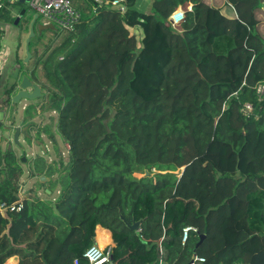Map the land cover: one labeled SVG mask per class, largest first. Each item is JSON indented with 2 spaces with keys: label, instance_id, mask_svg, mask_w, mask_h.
<instances>
[{
  "label": "trees",
  "instance_id": "trees-1",
  "mask_svg": "<svg viewBox=\"0 0 264 264\" xmlns=\"http://www.w3.org/2000/svg\"><path fill=\"white\" fill-rule=\"evenodd\" d=\"M229 1L240 21L205 0H153L148 14L126 0L125 15L75 2L82 23L26 74L44 97L23 117L27 141L36 127L35 141L55 144L54 126L33 120L56 113L68 159L33 161L31 175L49 179L51 199L27 197L21 212H0V264H89L98 226L112 233L114 264H190L195 254L205 259L197 264H264V103L255 94L264 58L256 10L244 8L257 0ZM179 7L186 18L175 29L169 19ZM15 94L16 85L4 92L3 120ZM169 111L183 113L190 130L184 147L194 153L183 172L182 153L166 162L161 149ZM20 160L0 142V206L20 200ZM120 216L146 221L137 233ZM187 227L196 231L183 244Z\"/></svg>",
  "mask_w": 264,
  "mask_h": 264
},
{
  "label": "rangeland",
  "instance_id": "rangeland-1",
  "mask_svg": "<svg viewBox=\"0 0 264 264\" xmlns=\"http://www.w3.org/2000/svg\"><path fill=\"white\" fill-rule=\"evenodd\" d=\"M74 4L75 2L81 3L82 0H73ZM5 5V11H16L19 12L21 7H25L29 12L27 13V16H25V19H22L21 23L18 26L14 25V21L12 23H9V27L5 29L3 32V36L6 40L5 42L2 41L4 47L7 46L6 49L9 53L10 49L8 46H12L17 38L15 36L16 29L20 30V51L19 54V61H18V68L22 72V76L26 75L27 73H30V70L32 71L34 64L36 63L37 59L46 51L48 47L53 48L57 47L62 41L65 39V37L68 36L65 32H63L58 26H55V30H41L40 27L45 25V22L39 17L37 20V24L34 27L35 31V37L32 38L30 43V52L34 56L35 60L32 61V63L26 64V44L27 39L30 36V20L37 14L35 11H33L29 4L23 5L20 7L18 3L15 4H9L7 0L2 1ZM20 7V8H19ZM224 7L227 8L226 15L227 16H234L236 15V12L233 8L228 7L226 0H214V8L216 9H223ZM9 13V12H8ZM6 13L3 11V17ZM218 15L217 13L214 14ZM3 17H1V20H3ZM2 22V21H1ZM9 28V29H8ZM12 29L11 32H15L14 35L8 36V32ZM41 32V34H40ZM6 34V35H5ZM8 36V37H7ZM19 37V36H18ZM1 43V44H2ZM10 68V67H9ZM43 75V73H40ZM1 78H5V82H0V105H2L3 97H1L2 94H4L5 90L14 85H18L16 88V94L19 92V84L21 77L18 78V80L10 75L7 74L6 69L1 70ZM41 99L37 100H22L20 104L10 103L12 105V108L14 109H7L5 112L9 115L6 116L5 120H3L4 127L2 131L4 132V139H1V146L5 149L7 146L11 145L14 153L16 154L17 158H26V162L20 163L22 168L24 169V175L22 180L20 181V188L19 191L22 189L21 193L24 198L32 197V196H38V198H41L42 200L51 199V195L48 193L51 189L50 182L47 181L46 183H40L41 177L32 176L30 172V166L33 164V161H35L38 158H45L46 162L49 164V166L55 167L57 161L60 158H65V160L68 159V145L64 143V141L61 139V137L58 135L56 131V120H57V114L54 112H45L43 111L42 116L37 117L33 120V123H35L38 127H47L51 126L53 127V131L55 132L56 142L55 144L51 141H49L48 136L42 135V141L37 142L35 141L36 137V127L32 130L31 137L33 140L31 142L26 140V137L24 135L20 136L19 142L20 146H18L14 140L13 135L14 133L8 129L20 127L23 126V117L25 115V107L31 106V105H38V102ZM40 103V102H39ZM26 105V106H25ZM41 112V111H40ZM12 122H14V126H12ZM162 132H161V149L164 150L167 154L166 157H164V161L170 162L175 157H180V152L182 153L184 159L181 161V165L179 168L182 170L185 168L186 159L190 158L194 151L190 148L189 142H188V149L184 147V143L187 140L190 135L189 126L183 119V113L181 112H166L165 118L162 120ZM53 125V126H52ZM188 126V128H187ZM22 128V127H20ZM25 128V127H24ZM178 144L181 147H178ZM55 148L57 150L55 151ZM191 150H190V149ZM46 151V152H45ZM20 160V161H21ZM177 161V158L175 159ZM54 163V164H53ZM32 167V166H31ZM138 177H141V175H137ZM43 177V176H42ZM57 191V190H56ZM57 192H55L52 195V198L56 197Z\"/></svg>",
  "mask_w": 264,
  "mask_h": 264
},
{
  "label": "built area",
  "instance_id": "built-area-1",
  "mask_svg": "<svg viewBox=\"0 0 264 264\" xmlns=\"http://www.w3.org/2000/svg\"><path fill=\"white\" fill-rule=\"evenodd\" d=\"M95 3L101 6H107L114 11L120 12L125 15L128 12V6L126 0H95ZM29 7L37 13V15L45 22V25H56L65 33H76L78 27L81 25L83 16L82 13L76 8L72 0H29ZM4 4L0 0V12L3 10ZM191 11V7L189 8ZM186 18L185 10H176L169 19V22L173 28L179 27ZM0 36V76L1 70H5L7 66V60L10 62V55L8 52L4 53L1 44ZM246 85V84H245ZM255 94L258 97L259 102L264 103V83H259L255 87ZM245 109L248 112L253 111V107L247 104ZM19 191L18 196L20 200L14 204L7 205L2 204L0 206V212L5 214L7 212H21L24 207V196ZM196 231L192 227H187L183 230L182 242L185 244L190 232ZM112 256V248H101L98 245H93L84 254V258L89 264H105L109 263ZM205 259L196 257L193 264L204 263ZM75 264H80L79 260H75Z\"/></svg>",
  "mask_w": 264,
  "mask_h": 264
},
{
  "label": "crops",
  "instance_id": "crops-1",
  "mask_svg": "<svg viewBox=\"0 0 264 264\" xmlns=\"http://www.w3.org/2000/svg\"><path fill=\"white\" fill-rule=\"evenodd\" d=\"M152 1L153 0H137V2H136V6H135V10H136V12H138V13H141V14H148L149 12H150V10H151V5H152ZM205 2H206V4L207 5H209L212 9H213V11H215V12H218L219 13V15L221 16V17H224V18H227V19H230V20H238V21H240V18H239V14H238V11H237V9H236V7L229 1V0H226V2H227V5H228V7H231V8H233L234 10H235V12H236V15H234V16H227L226 15V12H227V8L226 7H224L222 10L221 9H216V8H214V0H205ZM5 6V5H4ZM249 6H250V4L248 5H244V8L245 9H249ZM191 7V11H192V8H193V6L192 5H190L189 7H188V10H189V8ZM178 9H182V10H185L183 7H179ZM190 11V10H189ZM7 12H9L10 13V18H12L13 20L17 17V15H18V13L19 12H16V11H13V10H11V11H7ZM1 17H3V10L0 12V36H1V42L3 41V42H5V40H6V36H5V38H4V36H3V32H2V30L4 31L5 29H7V27H9V23H12V22H9V21H7V18H6V16H4L3 17V20H1ZM214 19V18H213ZM2 21V22H1ZM263 23V22H262ZM2 29V30H1ZM9 29V28H8ZM12 31V29L10 28V30H9V32H8V36H10V35H14V33L15 32H11ZM131 31L135 34V35H140L141 34V38L143 39V35H142V30H141V27L140 26H135V27H133L132 29H131ZM20 30H18V29H16V33H15V36H16V38H17V40H16V42L12 45V46H8L9 47V49H10V51H9V55H10V62H9V60H7V66L8 67H6V72H7V74L9 73L10 75H12L13 77H15L17 80H18V78L19 77H21L22 78V72H21V70L18 68V61H19V54H18V52L20 51L19 49H20V47H21V45H20V40H19V38H20ZM6 35V34H5ZM7 36V37H8ZM19 36V37H18ZM7 46L5 45V47H4V45H3V43H2V49L4 50V53L5 52H8L6 49H8V48H6ZM36 58V57H35ZM35 58H34V56L32 55V59L30 60V63H32V61H34L35 60ZM10 67V68H9ZM2 77V75L0 76V82L1 81H3V83L5 82V78H1ZM17 86L18 85H16V88H17ZM11 88V87H10ZM7 89H9L8 87H7ZM6 89V90H7ZM5 90V91H6ZM3 95L4 94H2L1 95V97H3ZM16 95V94H15ZM14 95V96H15ZM13 96V97H14ZM21 103V102H20ZM19 103V104H20ZM26 106V105H25ZM30 106V105H29ZM28 107V106H27ZM27 107H25V108H23V109H26ZM12 109V108H11ZM16 109V108H15ZM5 114V113H4ZM3 113L2 114H0V122L1 121H3V115H4ZM7 114V113H6ZM8 115V114H7ZM6 115V116H7ZM9 116V115H8ZM20 127H22V128H24L23 126H20ZM9 130V129H8ZM0 136L2 137V136H4V132L3 131H1L0 130ZM20 139V138H19ZM181 172H183V169L182 170H180ZM23 178V177H22ZM22 180V179H21ZM95 244L96 245H98V246H100L101 248H112V252H113V248H115L116 247V244L114 243V240H113V236H112V233H111V231L110 230H107V229H104L103 227H101V226H98L97 228H96V238H95ZM9 262H11V264H19V259H18V257H14V258H12V259H10L6 264H8ZM105 264H109V263H105ZM161 264H166V263H161Z\"/></svg>",
  "mask_w": 264,
  "mask_h": 264
},
{
  "label": "water",
  "instance_id": "water-1",
  "mask_svg": "<svg viewBox=\"0 0 264 264\" xmlns=\"http://www.w3.org/2000/svg\"><path fill=\"white\" fill-rule=\"evenodd\" d=\"M9 2L15 4L18 3L19 5L23 6L29 3V0H8ZM264 0H261V3H263ZM28 13V10L24 7L22 9H20L14 25L18 26L21 23V19L24 18L26 16V14ZM39 19V16L36 14L34 16V19L31 23V27H30V36L27 39V44H26V59H25V63L29 64L30 60L32 59V54L30 52V43L33 37H35V31H34V25L36 23V21ZM41 30H55V26L54 25H43L40 27ZM41 34V32H40ZM44 97L42 88L34 83L29 76L24 75L22 76L21 80H20V84H19V92L13 97V103L15 104H19L22 100H37V99H42ZM10 131H12L14 133L13 135V140L14 142L20 146V142H19V138L21 135H24L25 137L28 136V128H20V127H15V128H10ZM22 162H26V158H22ZM185 170V168H183V171ZM47 181H49L48 178H46L45 176L41 177L40 182L41 183H46ZM48 193L50 194L51 192L48 191ZM121 220L124 222V224L126 225V227H128L131 231L133 232H140L141 231V226L142 223L146 221L145 220H141L138 222H133V223H129L128 221H126L123 216H120ZM205 236L201 237L200 242L197 245V248L203 243ZM198 257L195 254V258ZM194 260H192V262L190 264H193ZM109 264H114L113 262V258L111 257Z\"/></svg>",
  "mask_w": 264,
  "mask_h": 264
},
{
  "label": "flooded vegetation",
  "instance_id": "flooded-vegetation-1",
  "mask_svg": "<svg viewBox=\"0 0 264 264\" xmlns=\"http://www.w3.org/2000/svg\"><path fill=\"white\" fill-rule=\"evenodd\" d=\"M22 8L23 7H21V9ZM253 9L256 10V12H255L256 15L254 18H252V21L255 22V23L253 22V24H255V25H254V28L252 29V32L254 31L255 35L258 37V40L262 43L261 54L263 55V58H264V1H263V3H261V0H257L256 3L249 6L248 11L249 12L253 11ZM28 12H29V10H28ZM26 16H27V14H26ZM25 18L26 17H24L22 19H25ZM22 19H21V21H22ZM33 19H34V17L30 20V23H29L30 26H31ZM36 24H37V21H36L35 25ZM261 176L264 178V173Z\"/></svg>",
  "mask_w": 264,
  "mask_h": 264
}]
</instances>
